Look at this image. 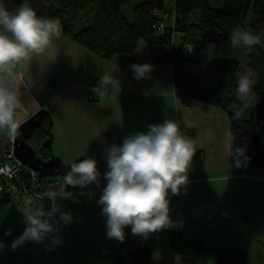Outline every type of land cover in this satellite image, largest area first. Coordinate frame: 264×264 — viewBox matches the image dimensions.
<instances>
[{"label": "crops", "instance_id": "obj_1", "mask_svg": "<svg viewBox=\"0 0 264 264\" xmlns=\"http://www.w3.org/2000/svg\"><path fill=\"white\" fill-rule=\"evenodd\" d=\"M133 63L153 65L150 78L134 79ZM15 71L22 102L20 124L41 109L48 113L50 135L38 133L28 142L46 160L53 155L57 166L102 157L106 144L119 145L125 136L146 132L149 124L165 119L176 120L183 134L195 142L197 151L187 194L176 200L169 197L170 217L182 221V227L165 229L143 240L132 235L128 226L123 243L107 239L106 217L97 203L106 186L102 178L92 200L81 198L80 191L84 190L70 191L73 199H58L74 222L59 225L56 235L62 243L50 251L45 246L51 236L43 243L28 241L12 250V242L25 230L20 212L25 206L11 199L3 201L0 264H133L120 260L127 243L150 249L149 264H183L169 248V234L174 231H181L188 242H202L203 254L197 264H217L216 250L224 247L245 254L248 264H264V168L230 167L232 160L225 144V134L231 132L229 112L199 101L188 104L177 95L172 67L161 65L144 40L139 41L134 54H118L107 61L62 33L43 54ZM105 72L119 79L122 91L118 96L109 92L90 99V92ZM252 77L256 84L257 78ZM244 108L237 110L248 114L249 109ZM2 140L7 139L0 137V151ZM48 140L51 149L43 150L40 143ZM8 229H12L10 236L4 235Z\"/></svg>", "mask_w": 264, "mask_h": 264}, {"label": "clouds", "instance_id": "obj_2", "mask_svg": "<svg viewBox=\"0 0 264 264\" xmlns=\"http://www.w3.org/2000/svg\"><path fill=\"white\" fill-rule=\"evenodd\" d=\"M0 29V131L15 139L20 127L18 110L22 108L15 70L24 67L34 56L43 54L54 39H60L62 26L59 18L39 17L24 0L14 12L0 3ZM260 43L261 36L250 31L236 30L230 36L231 47L243 48L246 52ZM215 47L214 43H208L202 51L209 62ZM130 68L136 80L150 78L154 70L150 63H133ZM252 75L249 70L237 79L236 96L245 108L254 86ZM94 91L100 97L109 92L118 96L122 86L118 78L105 72ZM147 128L146 132L125 136L119 145H107L105 141L102 159L106 160L107 168L103 173L93 157L72 163L62 177V185L55 190L49 188L39 196L40 201L49 199L50 208L46 209L43 203L32 206L29 199L20 211L25 230L12 242V250L28 241L43 243L50 236L51 242L45 246L46 250L59 246L62 243L56 235L60 231L59 225H70L74 218L70 212L62 210L58 199H73V192L66 190L68 186L82 189L95 184L99 188L101 176L106 186L97 203L102 207L101 215L106 217L107 239L123 243L128 226H131L132 235L143 240L153 233L182 227V221H173L170 217L169 196L187 194L189 172L197 146L183 134L176 120L165 119L162 123L149 124ZM225 135L228 156L232 160L230 167L246 168L251 157L246 155L245 147H233L235 137L230 131ZM11 234L12 229L4 233L6 236ZM3 249L4 244L0 242V253Z\"/></svg>", "mask_w": 264, "mask_h": 264}, {"label": "trees", "instance_id": "obj_3", "mask_svg": "<svg viewBox=\"0 0 264 264\" xmlns=\"http://www.w3.org/2000/svg\"><path fill=\"white\" fill-rule=\"evenodd\" d=\"M22 2L0 0L10 12ZM27 2L39 17L59 18L63 34L107 61L118 54H134L141 39L152 54L154 50L166 51L175 43L173 33L175 39L179 34L181 44L179 48L174 46L171 65L176 94L188 104L199 101L227 110L235 137L233 147H245L246 155L251 157L248 165L264 168V0H142L137 4L132 0ZM155 9L162 10L163 15L166 13L167 18H160ZM174 14L173 28L170 21ZM160 21H167L163 38L157 35ZM246 26L261 36V43L250 52L230 45L231 34ZM208 43L216 45L210 62L206 54L202 55ZM243 55L247 56L248 70L257 78L252 90L258 100L247 116L234 108L244 107L236 96ZM125 248L129 255L120 260L150 263V249L132 243H127ZM169 248L183 264H197L203 254L202 242L186 241L181 231L169 234ZM216 261L248 264L247 256L231 247L217 249Z\"/></svg>", "mask_w": 264, "mask_h": 264}, {"label": "built area", "instance_id": "obj_4", "mask_svg": "<svg viewBox=\"0 0 264 264\" xmlns=\"http://www.w3.org/2000/svg\"><path fill=\"white\" fill-rule=\"evenodd\" d=\"M169 9H167L168 11ZM162 10L155 9L154 13L157 14L160 18L167 15L162 14ZM162 14V15H161ZM176 16L172 17L171 24L173 28L175 27ZM166 25L167 21H160L157 26V35L161 38L165 37L166 34ZM173 42L175 40V33L172 35ZM175 43H172V47L166 51L158 50L153 51L154 56L163 66L172 65V57L174 54ZM97 87V85L95 86ZM98 97V94L94 89L90 92L89 98L94 99ZM14 142V139H10ZM98 162V169L103 173L107 168V163L102 159L101 156L96 158ZM102 176L100 182L102 180ZM62 185V181L59 178H41L39 174L18 160L11 149H1L0 151V206L6 199H11L16 203H22L24 206L28 203L29 199L32 200V205H39L43 203L45 208H50V201L48 198H44L42 201L39 200V196L47 191L49 188L55 190L57 187ZM100 189V187H99ZM80 196L83 200L89 201L94 199V190H84L80 191ZM180 196V195H179ZM171 198H176L178 196H169ZM131 227V226H130ZM129 252L127 248H124L122 252V258H127Z\"/></svg>", "mask_w": 264, "mask_h": 264}, {"label": "water", "instance_id": "obj_5", "mask_svg": "<svg viewBox=\"0 0 264 264\" xmlns=\"http://www.w3.org/2000/svg\"><path fill=\"white\" fill-rule=\"evenodd\" d=\"M47 116L48 113L44 109L31 114L26 121L20 124L18 129L19 135L14 139V142L11 140H2L1 145L3 149H11L12 147L16 158L34 169L41 178L60 177L62 179L63 175L70 170L69 167L71 164L65 167L56 166V160L53 155L50 156V159L46 160L41 155H38L36 149L28 142V140L35 137L38 133L50 135V127L52 126V122L50 121L48 125L46 124ZM50 143V140L41 142L40 146L43 150H50ZM82 159L84 158H81L80 160ZM80 160H77L74 163H77ZM96 188L97 187L95 184H91L82 189L79 187L73 188L72 186H68L66 190H94Z\"/></svg>", "mask_w": 264, "mask_h": 264}, {"label": "rangeland", "instance_id": "obj_6", "mask_svg": "<svg viewBox=\"0 0 264 264\" xmlns=\"http://www.w3.org/2000/svg\"><path fill=\"white\" fill-rule=\"evenodd\" d=\"M141 1H142V0H132V2H133L134 4H137V3L141 2ZM238 30H245V31H250V32H252V31L248 28V26H246V27H240ZM252 33H253V32H252ZM180 44H181V42H180V35L177 34V35H176V39H175V46H176V48H179V47H180ZM247 71H249V70H248V67H247V56H246V55H243V60H242L241 66H240V71H239L238 77H239L241 74L246 73ZM252 76H253V75H252ZM238 77H237V79H238ZM252 79H253V77H252ZM253 80H254V79H253ZM254 84H255V81H254ZM257 100H258V96L256 95V93H255L253 90H251L250 101H249L248 107H247V108H244V109H249V108H251V107L257 102ZM234 108L237 109V107H234ZM242 114H243L244 116H247V113H246L245 110H244V112H242ZM0 137H1V138L3 137L4 139H7V141H9V137L7 136L6 132H4V131H0ZM57 178H59V179L62 181V179H61L60 177H57Z\"/></svg>", "mask_w": 264, "mask_h": 264}, {"label": "flooded vegetation", "instance_id": "obj_7", "mask_svg": "<svg viewBox=\"0 0 264 264\" xmlns=\"http://www.w3.org/2000/svg\"><path fill=\"white\" fill-rule=\"evenodd\" d=\"M56 165V164H55ZM57 166V165H56Z\"/></svg>", "mask_w": 264, "mask_h": 264}]
</instances>
